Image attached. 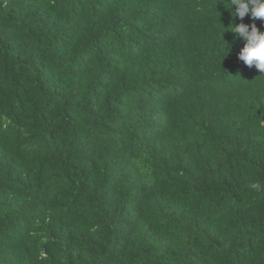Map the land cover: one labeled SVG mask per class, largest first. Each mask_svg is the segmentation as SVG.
<instances>
[{
    "label": "trees",
    "instance_id": "trees-1",
    "mask_svg": "<svg viewBox=\"0 0 264 264\" xmlns=\"http://www.w3.org/2000/svg\"><path fill=\"white\" fill-rule=\"evenodd\" d=\"M226 0H0V264H264V73Z\"/></svg>",
    "mask_w": 264,
    "mask_h": 264
},
{
    "label": "clouds",
    "instance_id": "clouds-1",
    "mask_svg": "<svg viewBox=\"0 0 264 264\" xmlns=\"http://www.w3.org/2000/svg\"><path fill=\"white\" fill-rule=\"evenodd\" d=\"M230 5L228 10L235 7L233 17H238L241 21L251 13L253 20H264V0H226ZM236 39L242 38L244 46L240 50L238 59L244 65L255 68L264 73V32L257 28L256 24L246 25L240 23L231 25V30Z\"/></svg>",
    "mask_w": 264,
    "mask_h": 264
}]
</instances>
